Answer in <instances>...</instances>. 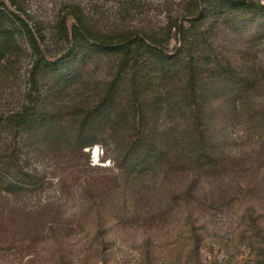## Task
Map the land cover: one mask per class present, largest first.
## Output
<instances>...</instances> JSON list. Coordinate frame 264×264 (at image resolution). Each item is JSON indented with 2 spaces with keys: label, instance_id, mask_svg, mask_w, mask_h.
Wrapping results in <instances>:
<instances>
[{
  "label": "rangeland",
  "instance_id": "obj_1",
  "mask_svg": "<svg viewBox=\"0 0 264 264\" xmlns=\"http://www.w3.org/2000/svg\"><path fill=\"white\" fill-rule=\"evenodd\" d=\"M69 3L83 6L101 27L132 25L162 38L171 18L182 20L183 0H28L29 24L35 29L42 21L45 38L36 34L48 58L66 46L54 26ZM216 17L205 69L223 74L212 58H228L255 74L246 88L224 79L199 86L200 123L208 122L206 145L215 163L201 165L183 154L173 159L175 166L160 160L130 169L121 160L126 133L118 139L122 134H112L109 122L87 133L97 142L83 147L87 154L80 159L67 147L54 152L21 129L14 136L3 132L0 172L13 185L0 180V264H264V12L246 24L224 13ZM73 21L67 16L69 26ZM170 35L164 44L173 50L179 42ZM29 66L26 56L0 85V112L20 106ZM79 67L78 80L47 100L59 111L60 143L73 139L70 110L98 98L110 75L109 61L97 53ZM168 91L173 101H164L158 113L147 108L146 126L185 141L193 134L194 110L185 106L180 83ZM87 160L94 167L84 165ZM81 179L90 184L76 186ZM106 179H115L117 204L105 202L99 217L91 192ZM188 187L206 203L196 230L169 205L171 195Z\"/></svg>",
  "mask_w": 264,
  "mask_h": 264
},
{
  "label": "trees",
  "instance_id": "obj_2",
  "mask_svg": "<svg viewBox=\"0 0 264 264\" xmlns=\"http://www.w3.org/2000/svg\"><path fill=\"white\" fill-rule=\"evenodd\" d=\"M248 1L183 0L182 20H178V16L171 18L166 25L168 34L164 38L153 31L141 33L132 25L101 27L83 6L69 3L54 26L57 38L66 46L57 53V57L48 58L36 34L45 38L42 21H35V29L29 24L28 20L33 16L28 9V0H0V85L16 74V67L24 57H30L24 79L23 101L17 109L0 112V140L3 132L13 133L14 136L21 129L29 135L28 138L39 136L40 144L52 148L54 152L67 147L80 159L87 154L83 147L97 142L88 138L87 133L101 123L109 122L112 134H122L118 139H122L126 133L121 160L130 169L147 168L160 160L175 166L177 161L173 159L183 154L201 165L214 164L205 138L204 127L209 125L207 121L200 123L202 116L198 113L201 99L199 86L214 83L215 79H224L236 83L238 87L243 82L246 88L255 73L252 70L241 71L228 58H212L218 60L216 65L223 74L206 70L211 59L208 53L213 51V41L206 39H213L210 23L220 13L235 23L254 22L256 13L264 12V4ZM67 16H72L74 20L70 26L66 22ZM170 34L179 42L173 45V50L164 44L170 41ZM93 53L109 61V78L101 81L98 98L70 110V116L75 118L73 139L60 143L59 128L55 124L59 111L47 107V100L57 96L59 88H69L78 80L79 66L91 60ZM178 83L183 89L185 106L193 115L195 113L193 134L185 141L160 136L162 131H156L157 126H146L144 120L148 118L147 108L158 113L164 101H173L168 88H174ZM12 157L8 155L7 164ZM84 165L94 167L88 160ZM6 175L0 172V180L8 184V188L13 183ZM85 180H79L76 186L87 187L90 181ZM113 181L106 179L96 187L97 190L91 192L99 217L101 209L106 206L105 202L110 201L107 205L110 208L117 204L114 197L118 187L112 184ZM200 199L188 187L171 195L169 203L171 209L180 214L193 230L198 229L196 223L204 218L206 203ZM53 227L50 225L49 229Z\"/></svg>",
  "mask_w": 264,
  "mask_h": 264
},
{
  "label": "bare ground",
  "instance_id": "obj_3",
  "mask_svg": "<svg viewBox=\"0 0 264 264\" xmlns=\"http://www.w3.org/2000/svg\"><path fill=\"white\" fill-rule=\"evenodd\" d=\"M94 154H96V151L94 152Z\"/></svg>",
  "mask_w": 264,
  "mask_h": 264
}]
</instances>
